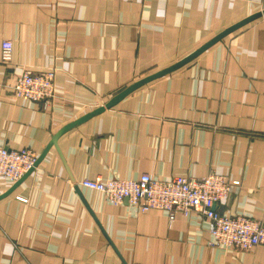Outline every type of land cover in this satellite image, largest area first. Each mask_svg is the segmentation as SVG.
<instances>
[{
	"label": "crops",
	"instance_id": "0c3cea01",
	"mask_svg": "<svg viewBox=\"0 0 264 264\" xmlns=\"http://www.w3.org/2000/svg\"><path fill=\"white\" fill-rule=\"evenodd\" d=\"M264 0H0V145L38 156L65 125L166 69ZM54 69L47 105L16 97ZM238 181L214 206L264 222V16L63 133L22 180L0 177V264H264V247L211 245V222L108 203L85 179Z\"/></svg>",
	"mask_w": 264,
	"mask_h": 264
},
{
	"label": "built area",
	"instance_id": "2783aa9c",
	"mask_svg": "<svg viewBox=\"0 0 264 264\" xmlns=\"http://www.w3.org/2000/svg\"><path fill=\"white\" fill-rule=\"evenodd\" d=\"M0 59L11 63L12 44L3 41ZM54 69L31 72L28 69L19 75L11 90L16 97L39 101L47 105L54 97ZM38 155L30 149L12 150L0 145V177L10 182L21 179L35 164ZM80 184L100 192L112 205L127 201L141 212L164 210L170 219L175 213L187 215L197 208L210 222L211 245L232 247L247 251L264 247V222L242 215L225 216L214 206L225 200L238 181L227 182L222 176L210 173L201 178L176 176L168 181H159L148 174L134 180L85 179Z\"/></svg>",
	"mask_w": 264,
	"mask_h": 264
},
{
	"label": "water",
	"instance_id": "95a60500",
	"mask_svg": "<svg viewBox=\"0 0 264 264\" xmlns=\"http://www.w3.org/2000/svg\"><path fill=\"white\" fill-rule=\"evenodd\" d=\"M264 16V11L262 12H258L255 13L253 15H250L249 17H246L245 19L239 21L238 23L232 25L231 27L227 28L226 30H224L223 32L219 33L217 36H215L214 38H212L210 41H208L206 44H204L202 47H200L199 49H197L196 51H194L193 53H191L189 56L185 57L184 59H182L181 61L175 63L174 65L163 69L157 73H154L132 85H130L129 87H127L124 91H122L121 93H119L118 95H116L115 97H113L110 101H108L107 103H105L104 105H101L97 108H95L94 110L84 114L82 117L78 118L77 120L65 125L64 127H62L51 139V141L49 142L48 146L46 147V149L41 153L40 156H38L37 161L35 162L34 166L20 179L22 180L26 175H28L29 173H31L34 169V167H36L39 162L41 161V159L44 157V155L46 154V152L48 151V149L53 145L55 147H57V139L59 138L60 135H62L63 133L67 132L68 130L72 129L73 127H75L76 125H79L81 123H83L84 121L88 120L89 118L95 116L96 114L101 113L102 111H104L105 109H108L110 107H112L114 104H116L120 99H122L123 97H125L126 95L130 94L132 91H134L136 88L144 85L145 83H148L154 79H157L159 77H162L180 67H182L183 65L187 64L188 62H190L191 60H193L195 57H197L201 52H203L204 50H206L208 47H210L211 45H213L214 43H216L217 41L221 40L224 36H226L229 33H232L233 31L237 30L238 28L256 20L259 19L260 17ZM19 180V181H20Z\"/></svg>",
	"mask_w": 264,
	"mask_h": 264
}]
</instances>
